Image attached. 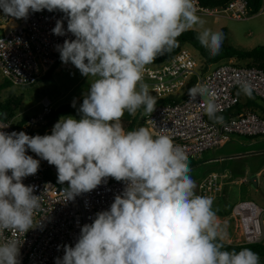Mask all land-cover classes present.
<instances>
[{
	"label": "clouds",
	"instance_id": "clouds-1",
	"mask_svg": "<svg viewBox=\"0 0 264 264\" xmlns=\"http://www.w3.org/2000/svg\"><path fill=\"white\" fill-rule=\"evenodd\" d=\"M45 9L67 20V31L63 19L56 21L54 35L75 37L56 45L62 63L94 80L78 109L81 118L61 117L50 135L9 133L2 129L10 123L0 121V238L40 223L34 217L41 196L22 183L40 167L26 154L31 150L56 167L58 183L68 182L65 202L108 178L125 185L108 210L81 227L74 246H62L55 264H260L249 248L224 250L226 229L217 223L212 198L197 194L183 148L169 135L145 127L127 131L121 123L125 112L154 111L157 100L142 83L144 70L178 47L184 32L202 28L200 44L219 54L225 35L203 27L197 0H0V10L16 19ZM237 84L251 97L250 83ZM188 96L189 102L202 98L209 120L223 125L208 85L195 84ZM20 247L18 240L0 242V264H20Z\"/></svg>",
	"mask_w": 264,
	"mask_h": 264
},
{
	"label": "built area",
	"instance_id": "built-area-1",
	"mask_svg": "<svg viewBox=\"0 0 264 264\" xmlns=\"http://www.w3.org/2000/svg\"><path fill=\"white\" fill-rule=\"evenodd\" d=\"M197 13L209 14L217 20L221 16L246 18L250 14L246 0H229L224 5H207L197 0ZM4 18L7 20L10 16ZM59 11L30 13L27 19H16L15 24L0 31V74L8 81L20 85L35 83L60 58L56 45L65 39H75L71 33L57 36L52 33L56 21L63 19ZM67 31V20L63 19ZM192 50L182 46L171 58L146 66L142 83L147 84L155 98L180 95L175 102L158 103L151 114L144 115V123L154 135H169L176 145L183 148L187 157H198L211 147L223 144L231 135H264V116L252 109L232 111L224 117V123L214 124L204 112L203 99L189 102L188 90L197 83L206 84L215 92L217 114L231 110L239 101L237 81L252 85L255 96L264 102V68L237 63L233 59L220 60L213 67L200 71ZM39 109L24 120L17 114L0 121L10 123L2 129L6 132L24 131L30 136L51 134L47 125L53 104L47 95L39 100ZM20 121V123H19ZM27 155L40 160L35 175L22 180L26 186L34 185V194L41 196V207L34 220L38 226L25 234L6 232L0 242L18 240L20 264H55L56 257H63V245L74 246L81 227L92 223L95 214L108 210L117 194L125 185L108 178L96 189L65 202L62 190L68 182L57 183L54 165H49L35 153ZM10 175V172H9ZM228 170L210 171L197 184L198 195L212 198L213 202L228 181ZM48 187L45 190V186ZM233 223L232 232L227 230L226 243L240 244L259 242L264 238V206L253 200L234 203L230 212L217 216V223L226 226ZM60 245L58 250L57 246Z\"/></svg>",
	"mask_w": 264,
	"mask_h": 264
},
{
	"label": "rangeland",
	"instance_id": "rangeland-1",
	"mask_svg": "<svg viewBox=\"0 0 264 264\" xmlns=\"http://www.w3.org/2000/svg\"><path fill=\"white\" fill-rule=\"evenodd\" d=\"M197 15L204 20V28L218 31L222 26L227 27V41L232 44L244 48H250L256 44H264V11L262 10L250 14L246 18L221 16L217 20H214L213 16L209 14L197 13ZM4 21L3 18L0 19V23H4ZM12 22H15V19H11L6 24H11ZM197 30L202 31L203 29L197 28ZM0 31H3V29L0 28ZM184 46L189 47L195 54L197 64H199L198 69L200 71H205V69L211 68L215 65V63H212L203 69V58L198 50L187 43ZM230 59L237 62L245 61L235 57H231ZM67 65L68 64H64L61 61L58 64L57 70L53 71L51 77L44 76V74L32 84L20 85L9 81L10 83L8 86L0 89V100H3L8 93L15 95L20 94L22 96L21 104L16 109V118H21L37 112L39 109L38 100L44 95H47L50 98L53 108L61 103L77 100L80 96L85 95L88 92L90 83L94 78L82 76L80 71L74 65H69L70 67ZM3 79L5 78L0 74V82L3 81ZM149 93L154 96L151 91H149ZM255 101L261 103L258 99H255ZM142 113L143 109L138 111L135 115L134 130L139 127L146 128L144 115H142ZM127 115L128 113L125 112L124 116ZM67 116H72L77 120L81 118L78 111H75L69 115H62L55 118L52 125L49 124L48 119L47 125L53 128L54 124L58 122L61 117ZM130 117L132 116L130 115ZM121 123L125 130L129 131L127 129L129 120L122 119ZM229 138L230 141L223 147L218 145L204 150L207 152V155L221 157L220 161L217 162V165L222 166L221 168L227 167L231 174H229L227 178L228 181L224 183L223 190L221 191V194L223 193L221 200L224 201V203H221V201L218 203L220 209L222 208L220 211L225 214L229 212L231 204L238 199H250L264 205V180H260L259 178L257 184L252 181L236 182L234 180L242 174L250 176L255 175L256 170L253 165L259 157H262L261 164L259 165H264V137H255L252 140L239 139L235 136ZM189 165L191 168L190 175L200 177L203 174L202 171L204 165L202 164V161L190 163ZM245 165L250 166L246 169ZM52 177L58 183V175L53 174ZM223 204H226V207ZM232 226L233 223H231V221L227 228L224 223L221 225V227L225 228L229 233L232 232ZM262 241L264 242V238Z\"/></svg>",
	"mask_w": 264,
	"mask_h": 264
},
{
	"label": "trees",
	"instance_id": "trees-1",
	"mask_svg": "<svg viewBox=\"0 0 264 264\" xmlns=\"http://www.w3.org/2000/svg\"><path fill=\"white\" fill-rule=\"evenodd\" d=\"M229 0H200L202 4L207 5H224ZM247 1V9L249 14H254L259 10L264 11V0H246ZM218 31H222L225 35V39L223 45L220 49L218 55L212 56L209 54V51L203 47L199 40L197 39L198 30H189L184 32L182 35L178 37L179 46L174 48L170 53H166L165 55L158 56L154 62L164 61L168 58H171L182 46L186 43L194 47L198 50L199 54L203 58V69L207 67L209 64L218 63L220 60H227L231 57H235L240 60H245L243 62H237L241 64H245L248 66H258L264 68V44H256L250 48L240 47L238 45L232 44L227 41V32L228 29L225 26L220 27ZM59 60L45 73L44 76L49 77L53 68L60 62ZM206 70V69H205ZM9 81L7 79H3L0 82V89L2 87L8 86ZM255 96V95H254ZM84 95L80 96L77 100H75L76 107H73L72 102H64L59 104L57 107L53 108L50 115L48 116L49 124L52 125L55 121V118L62 116V115H69L75 111H78L80 105L83 103ZM180 95H168L161 98H156L158 103H166V102H175L180 99ZM22 101V96L20 94L15 95L8 93L3 100H0V117L3 119H7L16 114V109L19 107ZM243 105H246V102H238L231 110L226 112L217 114L219 116L226 117L231 111L232 113L238 112ZM26 116L22 117L24 120ZM122 119L129 120L127 129L129 131L134 130V121L136 116L130 117L128 114L124 116ZM20 123V121H19ZM126 127V126H125ZM256 136V135H251ZM225 249L224 250H233L239 251L243 248H249L254 252H257L260 256V264H264V242H249V243H240V244H233V243H226L224 242Z\"/></svg>",
	"mask_w": 264,
	"mask_h": 264
},
{
	"label": "crops",
	"instance_id": "crops-1",
	"mask_svg": "<svg viewBox=\"0 0 264 264\" xmlns=\"http://www.w3.org/2000/svg\"><path fill=\"white\" fill-rule=\"evenodd\" d=\"M259 11H261V10H259ZM0 13H1L0 14V19L3 18L5 20L4 21L5 24L4 23H0V28H2L3 30H5L8 26H11V25L15 24L16 18L10 16L6 20L4 18V16H2L3 15V11L2 10H0ZM1 16H2V18H1ZM11 19L12 20L15 19V22H12L11 24H6ZM58 64L53 68V70H52V72H51V74H50L49 77L52 76L54 70L55 71L57 70ZM69 65H72V64L69 62L67 66H69ZM238 93H239V96H240V102H244V103L246 102V105H243L240 110H243V109H252V110L256 111L257 113H259V114H261V115L264 116V102L261 99H259L257 96H254V94H252L251 97L245 96L242 92H240V89H239ZM255 99H258L261 103H258L257 101H255ZM258 106H260V107H258ZM234 136L237 137V138H239V139H247V140H252L255 137H262V136L264 137V135H256V136H252L251 137V135H238V134L231 135L230 137H234ZM229 141H230V138L227 139L220 146H222V147L225 146ZM261 158L262 157H259V159L256 160L255 163H254V165H253V167L256 170L255 175L250 176V175H243L242 174V175H239V177L237 179H234V180L236 182H244V181H252L253 182V180L250 179V177H253L254 180L256 181L255 184H257L259 178H260V180H264V165H259V164H261L260 163L261 162ZM220 159H221V157H216L214 155H207V152H205V151H203L200 154V156H198V157H188L189 164L190 163L197 162V161H202V164L204 165L203 166V171H202L203 174L200 177L199 176L191 175V177L193 178V180L196 182V185L199 183V181L201 180V178L203 176H205L210 171H214V170L221 171V170H224V169L228 170L227 167L221 168L222 166L217 165V162L220 161ZM248 166H250V165H245V168L248 169ZM228 173L230 174V171L229 170H228ZM222 190H223V187H222L221 191ZM221 191L219 192L218 196L216 197V199L213 202V209L215 210L217 216H219V215H221V216L222 215H225V213H223V212L220 211L222 208L220 209V206L218 204L220 201H221V203H224V201L221 200L222 199V195H223V193L221 194ZM240 200H250V199H238V200L234 201L233 203H236V202H238ZM233 203L231 204V206L229 208V212H230V209H231ZM223 205L226 207V204H223ZM262 206H264V205H262Z\"/></svg>",
	"mask_w": 264,
	"mask_h": 264
},
{
	"label": "water",
	"instance_id": "water-1",
	"mask_svg": "<svg viewBox=\"0 0 264 264\" xmlns=\"http://www.w3.org/2000/svg\"><path fill=\"white\" fill-rule=\"evenodd\" d=\"M250 179H251V180H253V182H254V183H256V181L254 180V178H253V177H250Z\"/></svg>",
	"mask_w": 264,
	"mask_h": 264
}]
</instances>
